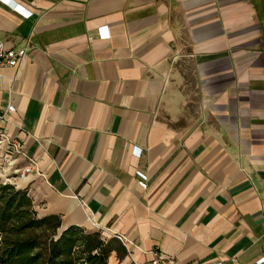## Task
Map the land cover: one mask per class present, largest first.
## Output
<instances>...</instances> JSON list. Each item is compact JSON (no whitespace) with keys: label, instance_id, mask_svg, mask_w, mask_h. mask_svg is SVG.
Returning a JSON list of instances; mask_svg holds the SVG:
<instances>
[{"label":"crops","instance_id":"obj_1","mask_svg":"<svg viewBox=\"0 0 264 264\" xmlns=\"http://www.w3.org/2000/svg\"><path fill=\"white\" fill-rule=\"evenodd\" d=\"M0 41L26 51L0 69V132L37 163L12 185L40 217L141 264H264L258 0H0Z\"/></svg>","mask_w":264,"mask_h":264},{"label":"trees","instance_id":"obj_2","mask_svg":"<svg viewBox=\"0 0 264 264\" xmlns=\"http://www.w3.org/2000/svg\"><path fill=\"white\" fill-rule=\"evenodd\" d=\"M113 253L127 256L116 238L40 217L27 189L0 182V264H110Z\"/></svg>","mask_w":264,"mask_h":264},{"label":"built area","instance_id":"obj_3","mask_svg":"<svg viewBox=\"0 0 264 264\" xmlns=\"http://www.w3.org/2000/svg\"><path fill=\"white\" fill-rule=\"evenodd\" d=\"M20 10V8H17ZM23 12V11H22ZM109 34L105 31V27L100 29L99 37L107 38ZM26 54L25 50L16 51L12 48L6 46L4 42L0 41V69L17 67L20 61L24 58ZM1 76H0V88H1ZM3 118H5L3 116ZM24 156L23 150L20 146L18 140L10 137L5 132H0V182L3 184H13L15 180L19 177H24L25 175L31 173H39L37 170V163L31 159L26 167L19 170L16 167V163L20 157ZM41 174V173H39ZM139 175L147 180L146 176L142 173ZM144 187L147 184L143 183ZM114 238L119 240L127 250V257L130 259V264H141L134 258V253L132 251L131 242L121 234H115ZM264 262V258L260 263ZM145 264H180L174 258L169 257L161 252H154L152 258L149 262ZM212 264H223V263H212Z\"/></svg>","mask_w":264,"mask_h":264},{"label":"rangeland","instance_id":"obj_4","mask_svg":"<svg viewBox=\"0 0 264 264\" xmlns=\"http://www.w3.org/2000/svg\"><path fill=\"white\" fill-rule=\"evenodd\" d=\"M258 5H259V9L261 10V13H262V19H263V23H264V1L258 0Z\"/></svg>","mask_w":264,"mask_h":264}]
</instances>
